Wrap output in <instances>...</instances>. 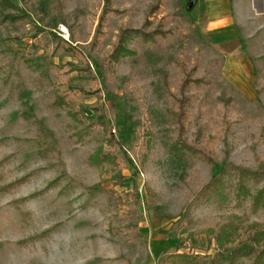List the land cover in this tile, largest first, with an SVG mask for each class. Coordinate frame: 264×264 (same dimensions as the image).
<instances>
[{
  "label": "rangeland",
  "instance_id": "1",
  "mask_svg": "<svg viewBox=\"0 0 264 264\" xmlns=\"http://www.w3.org/2000/svg\"><path fill=\"white\" fill-rule=\"evenodd\" d=\"M191 1L0 0V264H254L205 232L264 222L235 173L207 195L264 171V51L212 46Z\"/></svg>",
  "mask_w": 264,
  "mask_h": 264
},
{
  "label": "trees",
  "instance_id": "2",
  "mask_svg": "<svg viewBox=\"0 0 264 264\" xmlns=\"http://www.w3.org/2000/svg\"><path fill=\"white\" fill-rule=\"evenodd\" d=\"M72 49V47H70ZM99 112V123L97 124L104 133V143L106 145H115L117 141L112 134V127L109 119L105 115L103 108H97ZM179 146L178 148H180ZM92 162L97 165L102 171L104 177L113 175L121 170V161L116 155L111 153H103L95 155L91 158ZM113 167V168H111ZM235 173L238 178V184L235 189L236 199L242 202L246 199L252 201V206L255 211L264 209V186L256 194L246 185V181L255 183H264V171L255 172L249 169L236 168L229 166L227 169H222L215 176V179L210 184L209 198H214L215 195L220 202L227 200L224 194V178L223 175ZM208 241V250L214 249L224 251L230 249L231 263H235L241 258L250 259L254 264L264 263V222L247 223L241 219L231 220L225 224L213 227L205 232ZM182 248V246L180 247ZM178 260H190L191 256L187 254H175L173 256Z\"/></svg>",
  "mask_w": 264,
  "mask_h": 264
},
{
  "label": "crops",
  "instance_id": "3",
  "mask_svg": "<svg viewBox=\"0 0 264 264\" xmlns=\"http://www.w3.org/2000/svg\"><path fill=\"white\" fill-rule=\"evenodd\" d=\"M190 4L202 36L212 46L264 51V0H193Z\"/></svg>",
  "mask_w": 264,
  "mask_h": 264
},
{
  "label": "built area",
  "instance_id": "4",
  "mask_svg": "<svg viewBox=\"0 0 264 264\" xmlns=\"http://www.w3.org/2000/svg\"><path fill=\"white\" fill-rule=\"evenodd\" d=\"M59 31H60V35L62 36V38L66 39L67 35H68V32H67L66 28L65 27H61L59 29Z\"/></svg>",
  "mask_w": 264,
  "mask_h": 264
}]
</instances>
